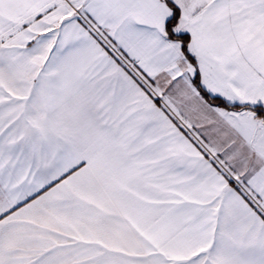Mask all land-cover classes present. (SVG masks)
Masks as SVG:
<instances>
[{"label": "snow or ice", "instance_id": "snow-or-ice-1", "mask_svg": "<svg viewBox=\"0 0 264 264\" xmlns=\"http://www.w3.org/2000/svg\"><path fill=\"white\" fill-rule=\"evenodd\" d=\"M0 264H264V0H0Z\"/></svg>", "mask_w": 264, "mask_h": 264}]
</instances>
